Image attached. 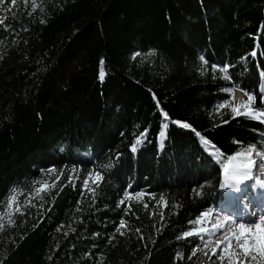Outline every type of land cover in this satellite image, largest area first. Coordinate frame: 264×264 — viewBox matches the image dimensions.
Segmentation results:
<instances>
[{
  "label": "trees",
  "instance_id": "16d2710c",
  "mask_svg": "<svg viewBox=\"0 0 264 264\" xmlns=\"http://www.w3.org/2000/svg\"><path fill=\"white\" fill-rule=\"evenodd\" d=\"M263 76L264 0H0V264H201Z\"/></svg>",
  "mask_w": 264,
  "mask_h": 264
},
{
  "label": "bare ground",
  "instance_id": "6f19581e",
  "mask_svg": "<svg viewBox=\"0 0 264 264\" xmlns=\"http://www.w3.org/2000/svg\"><path fill=\"white\" fill-rule=\"evenodd\" d=\"M254 155L255 154H253V156ZM261 159L263 160L262 157L258 156L256 161L249 160L252 162V166L249 169V174H251L253 170L252 167L254 169L264 168V166L262 165ZM247 160L245 161V159H243L242 161H244V164H246L249 162ZM256 173H257V170H256ZM256 173L254 174L258 175L259 178L264 179V171L259 174H256ZM250 178H251V175H249V179L244 180L241 183H239L236 191H238L239 186H240V189H247L249 187L248 183H249ZM233 183L235 182L233 181L230 182V184H233ZM236 191L233 192V194L229 196V200H230L229 202L231 204L230 205L227 204L228 207L222 209L219 214L217 213L212 214L211 222L214 221L213 219L214 217L220 218V220H218L217 222L215 221L213 224H211L212 229L210 230L211 232L209 233L211 234V236L214 237L212 241L218 243L220 247L228 244L227 247L224 246L226 248L225 250L226 251L228 250L231 253V256L234 258H237V254H236L237 250H239V253L243 250L240 247V245L243 243V240H237V236L240 234L239 224L244 223L249 228H251L253 232H255L256 225L260 223V216L264 215V201L262 204L256 203L254 201L255 199L264 200V187L262 186V184L258 186L256 193L253 194L252 197L246 196L242 199H238L237 195L235 194ZM253 197L255 199H253ZM249 206L257 210V213L256 214L250 213L248 217L247 211H248ZM230 212L233 214V216H230L231 217L230 220L226 219L227 217L225 218L223 217L224 215H228V213ZM250 216H253V217L251 218ZM226 255L227 257L229 256L227 253Z\"/></svg>",
  "mask_w": 264,
  "mask_h": 264
},
{
  "label": "rangeland",
  "instance_id": "374dc122",
  "mask_svg": "<svg viewBox=\"0 0 264 264\" xmlns=\"http://www.w3.org/2000/svg\"><path fill=\"white\" fill-rule=\"evenodd\" d=\"M260 90H261L262 94L264 95V76L262 79V85H261ZM233 101H234V108L237 109L236 112H239V111L243 112V111L248 109V108L244 107V105H248V99L245 97V95L243 94V92L241 90L236 89L234 91ZM253 154H255V155L253 156ZM242 155H245V154L235 156V158L231 162V165L244 164V161H242L243 159H245V161L247 159H248L247 161H249V160L256 161L257 157L260 156L263 158V160L261 159V161H262V165L264 166V156L261 155L259 152L252 151V152H250V154L248 153L247 156L246 155L242 156ZM230 182L231 181H228L227 185L230 184ZM263 184H264V182H263ZM254 197H253V199H255ZM254 201L256 203L262 204L264 200L263 199L262 200H259V199L256 200L255 199ZM225 205L226 206H224V208L228 207L227 204H225ZM213 213L219 214L220 212L214 211V209H211L209 213L201 214V217L198 221V224L200 226V229H198V232L203 234L200 237L201 243L198 247V254H199V258L201 259V264H264V258L259 257V255L255 251H252L250 255L246 256L244 253V250H242L240 253H239V250H237L236 251L237 258H238L237 259V258L232 257L231 253L228 250L227 251L225 250L226 249L225 247H227L228 244L224 245L225 247L224 246L220 247L218 245V243L213 242L212 240L214 239V237L211 236V234H209L211 232L210 230L212 229L211 224H213L215 222V221L211 222L212 215H210V214H213ZM236 214H238V213H236ZM209 215H210V217L207 218L206 216H209ZM223 217L224 218L230 217V215L229 214L224 215ZM250 217L252 218L253 216H250ZM226 253L229 255L228 257L226 255ZM253 256L256 257L255 260L252 259Z\"/></svg>",
  "mask_w": 264,
  "mask_h": 264
},
{
  "label": "snow or ice",
  "instance_id": "6c2138e0",
  "mask_svg": "<svg viewBox=\"0 0 264 264\" xmlns=\"http://www.w3.org/2000/svg\"><path fill=\"white\" fill-rule=\"evenodd\" d=\"M203 59V57H201ZM249 101L253 99L252 96L248 97ZM245 108H248V111L244 113V115H252V109L249 107V105H244ZM234 112L237 111V109H233ZM261 115H264V113H261ZM256 119H259V117H255ZM227 122V121H226ZM178 123V122H177ZM182 127L188 128V124H183ZM133 150H135L133 148ZM251 152V149H249V154ZM240 155V154H237ZM230 160L234 159V157H230ZM252 166V162L249 161L246 164H238V165H225L223 175L225 180L227 181H234L233 184H221V187L229 186V187H235L237 184L241 183L244 180L249 179V169ZM226 219H231V217H227ZM124 221H120L121 227L123 226ZM121 227L116 228V232L121 231ZM239 230L240 234L237 236V240H243V243L240 245V247L244 250V253L246 256L250 255L252 251H255L259 257L264 258V215L260 216V223L256 225V231L253 232L251 228H249L246 224L241 223L239 224ZM185 235H189V233H185ZM253 260L256 259L255 256L252 257Z\"/></svg>",
  "mask_w": 264,
  "mask_h": 264
}]
</instances>
